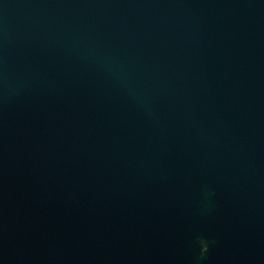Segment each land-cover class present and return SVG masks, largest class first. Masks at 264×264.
<instances>
[{
  "label": "water",
  "instance_id": "95a60500",
  "mask_svg": "<svg viewBox=\"0 0 264 264\" xmlns=\"http://www.w3.org/2000/svg\"><path fill=\"white\" fill-rule=\"evenodd\" d=\"M0 264H264V0H0Z\"/></svg>",
  "mask_w": 264,
  "mask_h": 264
}]
</instances>
